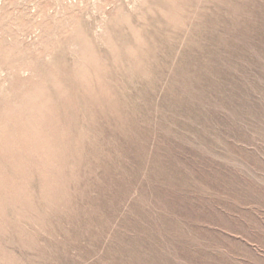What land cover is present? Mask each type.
<instances>
[{
    "label": "rangeland",
    "instance_id": "obj_1",
    "mask_svg": "<svg viewBox=\"0 0 264 264\" xmlns=\"http://www.w3.org/2000/svg\"><path fill=\"white\" fill-rule=\"evenodd\" d=\"M0 264H264V0H0Z\"/></svg>",
    "mask_w": 264,
    "mask_h": 264
}]
</instances>
